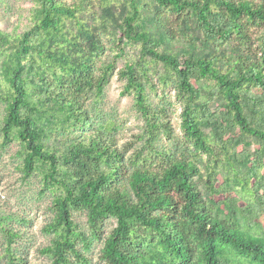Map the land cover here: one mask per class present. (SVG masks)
<instances>
[{"label": "trees", "instance_id": "16d2710c", "mask_svg": "<svg viewBox=\"0 0 264 264\" xmlns=\"http://www.w3.org/2000/svg\"><path fill=\"white\" fill-rule=\"evenodd\" d=\"M30 1L23 32L0 30V148L19 142L22 176L53 194L43 230L54 237L40 251L50 264H87L78 212L96 238L115 219L106 264H264V235L238 220L252 230L264 216V0ZM118 60L120 95L144 121L128 158L88 104L102 101ZM158 68L182 102L180 154L160 143L176 136L166 107L149 102ZM0 228L6 264H20L17 233L1 218Z\"/></svg>", "mask_w": 264, "mask_h": 264}, {"label": "rangeland", "instance_id": "374dc122", "mask_svg": "<svg viewBox=\"0 0 264 264\" xmlns=\"http://www.w3.org/2000/svg\"><path fill=\"white\" fill-rule=\"evenodd\" d=\"M30 0H0V30L8 32H23L30 21L32 7ZM106 43L108 41L106 40ZM128 56L134 55L135 46H129L126 50ZM108 53V52H107ZM109 54V53H108ZM124 61L118 60L115 72L105 88L102 101L88 102L89 109L94 114L97 123L113 125V135L116 137L120 147L126 148L125 155L131 156L143 144L138 136L143 132L144 121L134 107L132 96H121L120 92L124 86V81L119 78V70L123 68ZM151 71L152 83L148 87L149 102L153 107L165 106L173 126L175 138L173 141L162 139L160 143L170 146L176 153L180 154L184 148L185 137L181 130L182 102L176 95L174 86L171 83L164 85L159 82L160 68ZM93 104L95 107H93ZM218 106L215 103L212 107ZM2 106H0V112ZM0 113V120H1ZM20 143L13 141L5 148H0V218L5 222L8 229L17 233L12 236L10 249L18 257L20 264H50L51 259L40 251L51 243L54 233H47L43 229L53 217L51 191L43 187L41 178L38 175L25 179L19 170L20 164ZM157 148H161L157 145ZM253 150V146H250ZM145 150V149H144ZM144 152V151H143ZM148 161L151 157L148 156ZM229 167L227 166V169ZM227 169L220 173L219 182H222L221 174L229 173ZM198 187L205 199H210L205 186L198 181ZM239 187H235L232 196L239 198V205H245L247 197L244 193H239ZM217 200V198H214ZM215 203V201H213ZM215 214L224 217L227 213L223 205H214ZM74 220L80 231L89 239L79 240V248L88 257L87 264H106L101 258V249L104 245V238L115 226L113 218L106 219L102 226L101 237H93L88 230L86 216L84 213H74ZM240 226L246 231L256 235H264V216L257 218V225L251 229L245 225V220L238 217ZM6 236L0 228V264H6ZM74 264H85L73 260Z\"/></svg>", "mask_w": 264, "mask_h": 264}]
</instances>
